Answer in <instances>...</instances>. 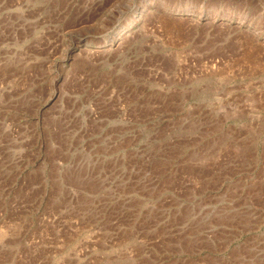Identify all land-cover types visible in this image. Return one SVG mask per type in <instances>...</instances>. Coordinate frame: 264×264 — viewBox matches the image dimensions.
Here are the masks:
<instances>
[{
	"label": "rangeland",
	"instance_id": "obj_1",
	"mask_svg": "<svg viewBox=\"0 0 264 264\" xmlns=\"http://www.w3.org/2000/svg\"><path fill=\"white\" fill-rule=\"evenodd\" d=\"M0 264H264V0H0Z\"/></svg>",
	"mask_w": 264,
	"mask_h": 264
}]
</instances>
